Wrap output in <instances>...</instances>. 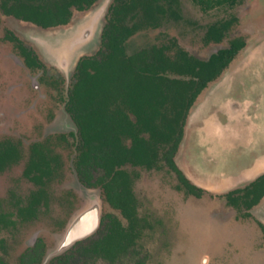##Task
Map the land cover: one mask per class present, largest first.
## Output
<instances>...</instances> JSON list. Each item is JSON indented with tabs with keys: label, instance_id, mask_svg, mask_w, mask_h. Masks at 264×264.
I'll return each instance as SVG.
<instances>
[{
	"label": "trees",
	"instance_id": "16d2710c",
	"mask_svg": "<svg viewBox=\"0 0 264 264\" xmlns=\"http://www.w3.org/2000/svg\"><path fill=\"white\" fill-rule=\"evenodd\" d=\"M98 0H0V11L23 23L44 29L69 25L73 11L85 12ZM205 12L238 0H195ZM179 0H113L101 37V49L94 56L82 57L65 92V111L76 126V133L57 137L59 146L74 150V169L79 180L90 188H100L105 201L127 220V224L108 215L107 233L79 249V260L102 258L114 264L135 245L150 225L138 217L133 183L137 171L159 169L161 163L173 170L190 194L201 190L192 185L175 164L174 157L182 141L189 113L209 86L228 70L246 42L242 37L228 40L206 59L191 55L175 39L133 52H127L129 40L147 31L159 30L169 20H181ZM238 24V18L216 21L204 32L205 46L221 45ZM9 42L29 70H43V63L13 33ZM59 90L62 81L41 79ZM59 95H61L59 93ZM51 142L30 146L23 176L37 188L25 201L11 195L12 211L3 209L0 200V231L14 229L17 221L37 216L39 206L47 205L48 184L63 168L62 155ZM70 145V146H69ZM22 158L20 143L0 141V174ZM94 172H100L94 178ZM264 197V174L249 185L228 192L229 205L249 217L248 211ZM263 232L264 227L260 224ZM2 244L0 243V246ZM38 244L22 257L23 264H39ZM63 262V264H67ZM0 264H2L0 260ZM132 264H144L134 259Z\"/></svg>",
	"mask_w": 264,
	"mask_h": 264
},
{
	"label": "rangeland",
	"instance_id": "374dc122",
	"mask_svg": "<svg viewBox=\"0 0 264 264\" xmlns=\"http://www.w3.org/2000/svg\"><path fill=\"white\" fill-rule=\"evenodd\" d=\"M98 1L90 9L97 6ZM179 1L181 20H169L159 30L138 34L127 43V52L131 54L152 44L175 39L191 55L206 59L219 47L225 46L228 40L242 37L245 41L248 40L247 46L223 73L222 78L244 58L248 49L259 45V53L262 55H258L247 70L237 75L238 87L235 83L234 86L235 90L238 88L240 96L251 91L253 96H257L259 91H264V0H238L232 7L223 6L207 12L203 11L195 0ZM85 14L86 11H73L69 25L57 27V30L72 26ZM231 17L238 18V24L229 32L224 42L221 45L205 46L202 42L205 29L216 21ZM34 26L7 17L0 11V141L8 139L19 142L22 153L19 163L10 165L0 174V200L3 209L12 210L11 195L26 199L30 192L37 188L23 176L32 144L50 141V146L62 155L64 162L61 173L47 187L49 208L42 209L38 219L19 224L11 231L1 232L0 238L4 239L6 244L8 264H18V256L39 239L46 246L43 264H48L49 255L60 241L67 222L76 211L87 206L92 198L101 199V214L108 210L119 216L117 211L111 210L103 203L99 188L89 189L79 180L73 164L74 150L68 146L61 147L56 142L60 135H65L67 140L71 141L70 132H76L62 100L72 83L73 74H64L47 61L37 46L25 37L32 29H40ZM7 32L16 35L26 47L34 50L44 65L43 70L33 72L25 67L13 46L4 39ZM100 49L101 44L98 43L85 56H94ZM41 79H60L62 84L59 90H56L45 85ZM238 80H242L246 88H240ZM212 87L213 84L208 90ZM206 91L195 106L204 100ZM217 92V99L213 101L224 97V89L218 88ZM215 104L213 102L203 105L196 110L200 117L191 113L190 125L192 126L196 118L201 121ZM196 129L199 127L194 125L190 128L187 138L180 145L175 161L193 180L214 185L217 184L215 179L201 180L192 171L209 174L225 170L235 174L244 165L250 164L249 142L229 146L227 142L210 141L214 151L221 158L218 163L208 160L209 155L200 144L198 136L193 135ZM252 134L254 135V132ZM260 137V133L256 134L257 139ZM260 151H264V141L261 138L256 143L254 153L260 154ZM125 169L129 172L137 171L139 174L133 183L139 215L152 226L145 232L136 248L137 256L143 259L145 264H264V236L259 226L255 220L238 221L236 210L226 206L224 199L217 195L218 192H213L212 196L204 195L201 199L186 195L176 189L178 181L163 163L157 171L133 169L129 166ZM68 191L77 195L80 204L79 208L70 214L63 201ZM253 214L256 220H261L264 224L263 202L253 210ZM60 222H65L63 228L58 227ZM134 258L126 256L115 264H132ZM75 264L84 263L77 261ZM91 264L109 263L99 260Z\"/></svg>",
	"mask_w": 264,
	"mask_h": 264
},
{
	"label": "water",
	"instance_id": "95a60500",
	"mask_svg": "<svg viewBox=\"0 0 264 264\" xmlns=\"http://www.w3.org/2000/svg\"><path fill=\"white\" fill-rule=\"evenodd\" d=\"M112 1L113 0H99L97 6L87 10L86 14L80 20L76 21L72 26L66 29L57 30V27L48 29L39 27L40 29H32L30 31L31 33H28L25 37L37 46L47 61L63 71L64 74H68L69 72L73 74L79 60L89 54L98 43L101 44L106 15ZM259 49V45L248 49V53L244 55V58L234 67V69L228 71L223 78L221 77L218 81L213 83V87L209 90L207 89L206 96L204 95V100L199 102L198 106L194 105L191 109V113L196 115V110L198 111L203 105H210L215 102V106L211 108L213 116L220 110H227L230 119L237 124H240L245 120L250 121L251 140L249 141L248 150L251 154V162L254 156L264 155V151H260V154L254 153L256 143L260 141V138L264 141V91H259L257 96H253L254 94H252V91L249 94L240 96L238 95L239 92H237L238 88L235 90L234 83L237 85V75L243 70H247L248 66L258 55H262V53H259ZM238 84L240 88H246L245 83L242 80H240ZM218 88L225 90L224 97L217 101H213L217 99ZM191 113L188 118V124L190 126L189 130L192 127L190 125ZM210 121H207V123H210ZM198 130H202V128H199ZM217 131L222 133L223 130L217 129ZM253 132L254 135L252 134ZM259 133L261 137L257 139L256 134L259 135ZM195 135L198 136L199 142L204 146V149L205 146H210V143L206 139H202V136H206L205 134L199 131L198 133H195ZM206 153L210 156V153H212V156L215 159L221 158L220 155L214 151L213 147L212 149H208ZM243 178L244 176L241 177L240 174H236L231 181L229 180L227 182V184L234 186V184H237ZM101 209V199L92 198L87 206L76 211L63 231L57 246L50 253L49 259L65 253L76 242L93 235L100 226L102 216Z\"/></svg>",
	"mask_w": 264,
	"mask_h": 264
},
{
	"label": "flooded vegetation",
	"instance_id": "af4514ba",
	"mask_svg": "<svg viewBox=\"0 0 264 264\" xmlns=\"http://www.w3.org/2000/svg\"><path fill=\"white\" fill-rule=\"evenodd\" d=\"M249 33H250V31H249ZM245 42H246V45H245V47H246L247 46V43H248V40L245 41ZM241 51L239 52V54L237 55V57L240 56ZM237 57L235 58V61H236ZM190 113H191V111H190ZM190 113H189V115H190ZM196 115L199 116L200 114L197 113ZM212 116H213L212 115V111L211 110H208L207 113L201 118V121H200V119L198 120L196 118L195 121H194V123L192 124V126L193 125L194 126H197L199 128H202V130L196 129V132L194 131L193 134L198 133L200 131L201 133H203V134L206 135V136H202V139L203 138L206 139L209 143H210V141H215L216 140L218 142H227L229 146H233L234 144H235V146H238V145H241L243 143H248L251 140V137H250V134H251V128H250L251 122L250 121L245 120V121L241 122L240 124H237L235 121H233V120L230 119L229 113H228L227 110H220L219 112L215 113L214 116H213V120H212ZM188 118H189V116H188ZM188 118H187V122H188ZM210 119H211V121H210ZM207 121L208 122L210 121V123H207ZM187 122H186V125H185V128H184V134H183V138H182V141H181L180 145L182 144L184 138H187V136L189 134V127L190 126H189V124ZM217 129H222L223 130L222 133L218 132ZM70 133H72V132H70ZM74 133H76V132H74ZM180 145H179V148L178 149H180ZM208 149H212L211 144H210V146H205V149H204L205 152ZM210 154H211V156L209 155L208 160L213 161L214 163L215 162L216 163L220 162V160L218 158L215 159L212 156V153H210ZM176 157H177V154L174 157V161H176ZM175 164L178 167V169L182 172V174L184 175V177L192 185H194L195 187H197L198 189L201 190V194L199 196H197L195 194L188 193L185 190L183 184L179 181V179L177 177V174L173 170H171L169 167L166 166L171 171V173L176 177V179L178 181V185L176 186V189L177 190L183 191L188 196H193V197H195L197 199H201V198H204V195H210V196H212L216 192V189H217L219 191L218 193L216 192L217 195L219 197H222L224 199V202H225L226 206L231 207L234 210H236V213L235 214H236L237 220L238 221H240V220H242V221H245V220H251V221H253V220H255V223L259 226V228L261 230V233L264 236V232H263V230H262V228L260 226V224H262L263 227H264V224L262 223L261 220L260 221L256 220V217L253 214V210L255 208H257L258 206H260L262 204V202L264 203V197L259 202V204H257L256 206H254L253 208H251L248 211V213H249L250 216L249 217H246V218L243 216V214L246 213L245 210H243V209L241 211L237 210L236 208H234L231 205H229L228 202H227V200H226V198H225V195L228 192L233 191L235 189L243 188V187L249 185L250 183H252L253 181H255L258 177H260L261 175H263L264 172L258 174L254 178H252L253 175L252 176H250V175L249 176L248 175L246 176V174L248 173L247 172L248 171V167L251 164V162H250L249 165H244L243 168L239 169L235 174H231L230 172H226L225 170L214 171L213 173H209V174H201V173H198L197 171L195 172V171H192L191 170L192 172H194V174L197 177L201 178V180L215 179L217 181V184L209 185V184L202 183L200 181L198 182V181L193 180L189 176V174L182 167L178 166L176 162H175ZM141 169H144V168H141ZM159 169H151V170H147V171H157ZM144 170H146V169H144ZM97 173L98 172H94V178H96L98 175H100V172H99V174H97ZM239 173H242L243 176L245 175V177L241 181H239L237 184H234V186L228 185L227 182L229 180L231 181V179L233 177H235L236 174H239ZM83 185L85 187H87L85 184H83ZM235 185H237V186H235ZM87 188L93 189V188H90V187H87ZM101 192H102V190H101ZM133 193H134V188H133ZM221 194H223V195H221ZM134 196L136 198L135 193H134ZM102 198H103V203L106 205V207L110 208L111 210H114L105 201V199L103 197V194H102ZM23 200L25 201V199H23ZM136 200H137V198H136ZM63 201H64V204L66 205L67 210H68V214H70L75 209L79 208V206H80L79 200L77 198V195H75V193L72 192V191H68L65 194ZM49 204H50V200L49 199L47 201V205L46 206H45L44 203H42L39 206V208H38L37 216L34 219H32V220H29V221H21V220H19L15 216L14 219L17 221L15 228H17V226L19 224L31 222V221H34V220L38 219V216H39L40 211L42 209H48L49 208ZM10 211H12V210H10ZM114 211H117V210H114ZM117 212L119 213V216L114 215L112 212H110L108 210L107 211H104V213L101 216L100 226H99V228L97 229V231L93 235L89 236L88 238H86L84 240H81V241L76 242L65 253H63V254H61L59 256H55L54 258L50 259V261H49L48 264H63V262L66 263V260H68L67 264H75L77 261L78 262H82L81 260L78 259L80 257L79 256V249L81 248V246H86L90 242L95 241V240H97L99 238H102L107 233L106 231H107V227H108V224H109V219L107 218L108 215H111L113 217H116L117 219H119L122 222L123 225H126L127 224V220L121 215V213L119 211H117ZM137 213H138V217L139 218L144 219V217H140V215H139L138 201H137ZM145 221L150 225V227L143 230V233H142L141 237L136 240L134 247L132 249H130L127 252V254L124 255L121 259H123L126 256H134L136 259H141V258H139L137 256L136 248L139 245V242L142 240L143 236L145 235V232L148 229H151L152 228L151 224L147 220H145ZM64 223L63 222H60L58 227L63 228L64 227ZM67 224H68V222H67ZM11 230H13V229H9L7 231H11ZM2 231L3 230L0 231V234H1ZM0 243L2 244L0 246V250L2 252V253H0V260H1L2 264H8V262L6 261V256L8 254H7L5 240L0 238ZM39 243L42 244V248L39 249V252H40V255H41V257L39 259V264H43L44 257H45V254H46V246H45L44 242L41 239L37 240L33 246L29 247L23 253H21L18 256V258H17V263L18 264H23L22 261H21L22 260V257L24 255H26V254L32 253V251L35 249V247ZM99 260H103V259L102 258H97V259H94V260H88L87 262H84V264L85 263L91 264V263H93L95 261H99ZM141 260L143 261V259H141ZM118 262H116V263H118Z\"/></svg>",
	"mask_w": 264,
	"mask_h": 264
},
{
	"label": "crops",
	"instance_id": "0c3cea01",
	"mask_svg": "<svg viewBox=\"0 0 264 264\" xmlns=\"http://www.w3.org/2000/svg\"><path fill=\"white\" fill-rule=\"evenodd\" d=\"M201 98V97H200ZM248 173L246 174V176L250 175L252 176V178H254L255 176H257L258 174L264 172V156H254L252 159L251 164L248 167ZM241 176H243L242 173H239ZM245 177V175H244ZM216 192H219L216 189Z\"/></svg>",
	"mask_w": 264,
	"mask_h": 264
}]
</instances>
